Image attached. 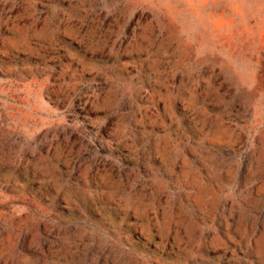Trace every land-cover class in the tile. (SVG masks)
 <instances>
[{"label": "rangeland", "instance_id": "obj_1", "mask_svg": "<svg viewBox=\"0 0 264 264\" xmlns=\"http://www.w3.org/2000/svg\"><path fill=\"white\" fill-rule=\"evenodd\" d=\"M0 264H264V0H0Z\"/></svg>", "mask_w": 264, "mask_h": 264}]
</instances>
